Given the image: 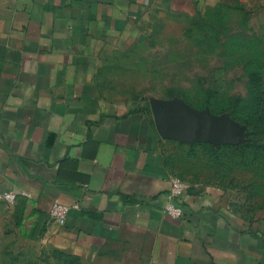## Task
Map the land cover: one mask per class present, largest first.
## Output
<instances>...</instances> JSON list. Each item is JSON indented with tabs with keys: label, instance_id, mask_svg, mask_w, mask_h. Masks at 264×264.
Segmentation results:
<instances>
[{
	"label": "crops",
	"instance_id": "0c3cea01",
	"mask_svg": "<svg viewBox=\"0 0 264 264\" xmlns=\"http://www.w3.org/2000/svg\"><path fill=\"white\" fill-rule=\"evenodd\" d=\"M207 0H0V194L23 235L96 264H264V222L188 181L166 214L176 154L147 103L111 99L104 49L153 14L193 17ZM59 201L79 206L65 225Z\"/></svg>",
	"mask_w": 264,
	"mask_h": 264
},
{
	"label": "rangeland",
	"instance_id": "374dc122",
	"mask_svg": "<svg viewBox=\"0 0 264 264\" xmlns=\"http://www.w3.org/2000/svg\"><path fill=\"white\" fill-rule=\"evenodd\" d=\"M100 71L111 99L147 103L151 114V100H177L227 121V142L176 154L179 176L264 222V0H207L193 17L153 14L106 46ZM19 226L0 204V264H96Z\"/></svg>",
	"mask_w": 264,
	"mask_h": 264
},
{
	"label": "water",
	"instance_id": "95a60500",
	"mask_svg": "<svg viewBox=\"0 0 264 264\" xmlns=\"http://www.w3.org/2000/svg\"><path fill=\"white\" fill-rule=\"evenodd\" d=\"M151 109L158 133L163 139L183 144L227 142L225 132L229 123L194 112L187 104L177 100H151Z\"/></svg>",
	"mask_w": 264,
	"mask_h": 264
},
{
	"label": "built area",
	"instance_id": "2783aa9c",
	"mask_svg": "<svg viewBox=\"0 0 264 264\" xmlns=\"http://www.w3.org/2000/svg\"><path fill=\"white\" fill-rule=\"evenodd\" d=\"M187 189V184L178 177L172 179L171 192L167 205L165 206V212L169 216L175 219L183 218L184 207L182 205V197ZM16 195L13 193L0 194V201L7 204L15 202ZM79 206L67 205L56 201L51 208L50 214L52 219L59 225H65L67 217L72 209H78Z\"/></svg>",
	"mask_w": 264,
	"mask_h": 264
},
{
	"label": "trees",
	"instance_id": "16d2710c",
	"mask_svg": "<svg viewBox=\"0 0 264 264\" xmlns=\"http://www.w3.org/2000/svg\"><path fill=\"white\" fill-rule=\"evenodd\" d=\"M149 111H150V109H149ZM150 113H151V111H150Z\"/></svg>",
	"mask_w": 264,
	"mask_h": 264
}]
</instances>
